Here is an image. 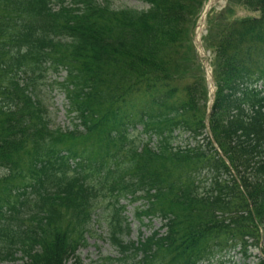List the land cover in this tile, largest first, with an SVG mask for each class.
Returning a JSON list of instances; mask_svg holds the SVG:
<instances>
[{"label":"trees","instance_id":"1","mask_svg":"<svg viewBox=\"0 0 264 264\" xmlns=\"http://www.w3.org/2000/svg\"><path fill=\"white\" fill-rule=\"evenodd\" d=\"M142 1L147 8L0 0V264H85L76 252L102 202L121 256L98 264H198L224 237L225 247L259 238L264 0H227L207 15L203 40L217 86L209 123L230 166L210 140V151L179 144L183 132L195 139L205 127L206 81L193 44L205 0ZM62 69L54 83L72 128L51 126L39 94L49 70ZM135 95L144 103L129 117L124 105ZM202 161L209 178L196 181ZM127 198L144 201L135 208L142 225V216L159 217L165 231L124 241Z\"/></svg>","mask_w":264,"mask_h":264},{"label":"rangeland","instance_id":"2","mask_svg":"<svg viewBox=\"0 0 264 264\" xmlns=\"http://www.w3.org/2000/svg\"><path fill=\"white\" fill-rule=\"evenodd\" d=\"M207 2H210V0H208ZM207 2L205 4V7L207 6ZM113 3L115 6H127V7L136 8V9H143L147 7V4L139 0H113ZM226 5H227V0H214V3H212V6H210V9L213 8L215 11H219L224 6L226 7ZM236 9H237L236 13L239 16H245V15L251 14L250 11L244 8L236 7ZM207 33H208L207 22L206 23L204 22L200 30L201 38L203 39L207 35ZM205 54L206 56L198 54V58H195V61H199L200 63H202L203 59H205L206 57L209 61L210 60L212 61L213 57L210 56V53L205 52ZM61 74H63V72L57 73V75H61ZM204 74L206 75L205 70H204ZM55 77H56L55 74L50 73L46 83L48 84ZM60 78L61 76L58 77V79ZM41 94L46 99V105L49 111L48 116L52 123L51 126L52 127L60 126L61 128L66 127L69 124L70 117L66 113V109L63 104L64 99H63L62 93L55 89H51L48 85L43 84L41 86ZM131 103L133 104V106H131L129 103L124 105V113L126 112V114L129 117H131L134 113L139 111V109L142 107V104L144 103V100L142 97L135 95L132 98ZM137 127L140 128V125H138ZM142 136L143 138H145L144 135ZM103 201H107V200H103ZM120 202L125 203L126 205L125 211H123L121 214L125 215L126 217L128 216L127 219L131 221L130 232L123 233L124 240H131V239L136 240V237L138 236L139 231H142L143 234L147 236L154 229L159 228L161 221L158 217L154 218L152 220V225H148V226L139 225V223L135 220L133 216V210H134L133 206L138 203L140 204V202L135 203V204H130V203H127V201L124 199H122ZM108 210L109 208H107L106 202L100 203L95 208L94 216L96 215L99 220L96 224L95 223L93 224L92 231H91L93 234L87 235L86 237L87 243L81 246L77 251V254L79 255V257L85 264H98L101 257L106 256V255L112 256L114 258L121 256V254L118 253L117 249L113 245H111V243L109 242L107 238V231H106L107 225H106L105 219H106V212ZM65 218L66 220L63 222V225L69 226L71 224L70 220L72 218H69L68 215H66ZM161 231H163V229H161ZM259 232H260L259 239L254 238L252 236H249L248 238V240L253 241L256 244L253 246V249H251L252 257L250 260L252 262H257L259 261V258H261L263 259V264H264V227L263 226L259 227ZM235 251L237 250L235 249L233 252ZM16 255H19V252H17ZM64 264H72V263L71 261H68Z\"/></svg>","mask_w":264,"mask_h":264}]
</instances>
